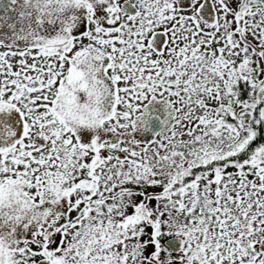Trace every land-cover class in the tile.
<instances>
[{
	"label": "snow or ice",
	"instance_id": "snow-or-ice-1",
	"mask_svg": "<svg viewBox=\"0 0 264 264\" xmlns=\"http://www.w3.org/2000/svg\"><path fill=\"white\" fill-rule=\"evenodd\" d=\"M0 264H264V0H0Z\"/></svg>",
	"mask_w": 264,
	"mask_h": 264
}]
</instances>
